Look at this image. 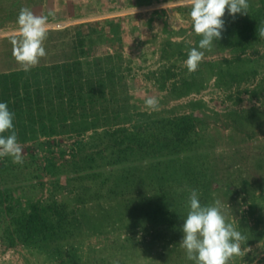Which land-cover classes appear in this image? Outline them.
Wrapping results in <instances>:
<instances>
[{"label": "rangeland", "instance_id": "rangeland-1", "mask_svg": "<svg viewBox=\"0 0 264 264\" xmlns=\"http://www.w3.org/2000/svg\"><path fill=\"white\" fill-rule=\"evenodd\" d=\"M248 2L250 7L260 4L258 0ZM52 13L54 19H49L53 23H72L78 31L72 34V42L78 46L58 66L32 70L47 75L53 70L69 78L73 61L78 59L86 78L94 58L105 57L102 67L113 63L117 82L123 79L126 84L125 94L116 82V95H126L134 110L154 116L192 114L204 120L196 128L198 146L190 152L193 160L198 159V167L209 174L204 205L219 200L237 230L247 238L258 235L252 242L242 243V255L229 264H264V40L245 49L241 60H235L239 51L216 40L210 51L205 50L198 69L190 73L185 61L202 37L193 30L186 0H57ZM229 16L226 10L223 19ZM32 70L0 74V78H28ZM52 85L48 82L46 87ZM150 96L159 100V110L145 105ZM33 127L28 119L14 123L17 136L27 135L24 142L18 140L23 164L0 157V189L7 196L0 204V264H194L180 245L182 227L173 231L166 223L152 225L143 218L119 219L114 225L95 220L103 212L99 205L119 212L125 198L92 197L104 194L112 181L80 178L78 172L70 171L69 161L72 153L83 156L93 150L88 146L92 139L104 146L103 128L32 139ZM79 142L84 143L82 149ZM48 160L54 162L51 168ZM140 161L104 164L101 170L115 179L120 171ZM79 194L90 200L82 208L86 215L75 214L78 221H68L62 239L53 240L49 247L8 243L11 217L27 210L30 202L52 197L73 209L81 206L75 199Z\"/></svg>", "mask_w": 264, "mask_h": 264}, {"label": "trees", "instance_id": "trees-1", "mask_svg": "<svg viewBox=\"0 0 264 264\" xmlns=\"http://www.w3.org/2000/svg\"><path fill=\"white\" fill-rule=\"evenodd\" d=\"M258 1V6H249L247 14L237 13L235 17L230 15L224 19L225 28L220 42L223 47L239 51L235 60H241L240 54L245 49L264 40L257 32V28L264 27V0ZM67 45L78 46L77 42ZM102 58H94L93 68L86 78H83L82 62L78 59L73 61L75 68L69 78L60 77V72L53 70L47 75L41 70L32 69V75L28 78H0V102H7L9 110L14 113L13 124L31 120L34 126L30 129L32 139L38 136L82 134L93 128H103L100 132L107 140L104 146L100 147L92 139L88 146L93 150L84 152L83 156H79L78 152L72 153L69 161L70 171L78 172L80 178L94 180L101 177L102 183L108 179L112 181L104 194L92 197L100 199L112 195L125 198L120 206L123 210L119 212L109 210L107 205H99L103 212L96 221L114 225L119 219L127 218L131 222L143 218L152 225L166 223L169 229L178 231L189 211L187 195L190 190L195 189L200 193L201 188L203 194H199L200 203L204 205L206 202L209 174L204 167H198V159H192L200 137L196 128L204 120L192 114L154 116L149 112L134 110L128 104L126 95H116L114 64L110 63L109 58L110 64L104 68ZM224 61L228 62L227 59ZM58 64L46 67L54 68ZM166 71L175 75L169 68ZM20 72L24 71L3 75ZM160 76L165 78L163 73ZM48 82L53 84L51 89L46 87ZM117 85L126 94L123 79ZM17 137L22 142L27 139L26 134ZM82 144L77 143L79 149L83 148ZM134 159L141 161L120 171L115 179L101 170L104 164L120 165ZM53 163L48 160L47 166L51 168L49 165ZM88 169L92 170L84 172ZM6 197L4 190L0 189V204L5 202ZM75 199L81 206L75 205L73 209H68L66 202L52 197L46 201L37 199L30 202L27 210L11 217L8 243L23 246L39 243L49 247L53 240L62 239L68 231V221L76 224L78 220L75 214L84 217V201L90 203L89 198L80 194ZM8 210H11L10 206ZM256 238L258 235L252 234L246 243Z\"/></svg>", "mask_w": 264, "mask_h": 264}, {"label": "clouds", "instance_id": "clouds-1", "mask_svg": "<svg viewBox=\"0 0 264 264\" xmlns=\"http://www.w3.org/2000/svg\"><path fill=\"white\" fill-rule=\"evenodd\" d=\"M190 6V19L193 30L202 38L198 47H192L185 61L188 71L195 72L203 61L205 50L210 51L213 42L221 39L225 28V12L235 17L237 13L247 14L248 0H186ZM50 17L54 13L36 14L31 9L21 8L18 28L9 36L12 55L21 70L30 71L46 57L45 41L50 30ZM264 38V27L257 28ZM145 105L159 110V100L150 96ZM14 113L7 102H0V157H11L13 163L23 164L21 144L13 124ZM4 133H9L4 135ZM189 211L182 226L183 238L180 245L186 251L188 260L194 264H229L235 256L242 255V243L247 240L237 227L228 221L220 201L202 205L197 190H190Z\"/></svg>", "mask_w": 264, "mask_h": 264}, {"label": "crops", "instance_id": "crops-1", "mask_svg": "<svg viewBox=\"0 0 264 264\" xmlns=\"http://www.w3.org/2000/svg\"><path fill=\"white\" fill-rule=\"evenodd\" d=\"M55 6L57 0H0V74L21 70L12 55V44L9 39L10 34L18 28L17 18L21 8L27 7L38 15H46L52 12ZM50 24L48 38L45 41L47 55L41 58L37 65L39 67L61 63L62 59L68 58V53L70 55L74 49L72 45L66 46L67 41L72 42V34L76 32L71 27L72 23H64L60 28L55 26L56 21L53 23V20H50ZM58 54L60 57H57Z\"/></svg>", "mask_w": 264, "mask_h": 264}, {"label": "built area", "instance_id": "built-area-1", "mask_svg": "<svg viewBox=\"0 0 264 264\" xmlns=\"http://www.w3.org/2000/svg\"><path fill=\"white\" fill-rule=\"evenodd\" d=\"M56 27H58V28H60V27H62L63 25L62 24H60V23H56V25H55Z\"/></svg>", "mask_w": 264, "mask_h": 264}]
</instances>
